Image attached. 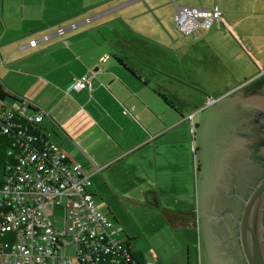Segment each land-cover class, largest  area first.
Returning a JSON list of instances; mask_svg holds the SVG:
<instances>
[{
  "label": "crops",
  "instance_id": "1",
  "mask_svg": "<svg viewBox=\"0 0 264 264\" xmlns=\"http://www.w3.org/2000/svg\"><path fill=\"white\" fill-rule=\"evenodd\" d=\"M178 4L219 6L222 16L230 18L234 32L240 34L239 40L251 42L259 39L257 32L264 34V0H0V88L23 100L25 107L45 110L44 132L63 147L71 160L91 172L94 198L102 194L106 201L105 193L118 186L124 188L132 170L138 168L150 183L148 195L153 194L163 206L176 208L169 209L171 212L184 210L173 205L178 202L175 187L182 185L184 162L177 116H182L184 111L179 108L186 100L182 92L175 90L176 83L167 89L166 81L176 80L178 67L183 64L182 51L195 45L204 32L195 35V41L169 40L166 45L161 39L150 44L142 37L137 43L129 38L136 31L134 22L141 18L143 25L152 23L156 32H169ZM132 7L135 11L130 10ZM74 23H78L76 27L67 28L63 35L28 45L33 39ZM202 39L205 49L201 60L204 66L211 65L209 51L217 50L207 36ZM167 48H173L169 57ZM217 58L224 64L221 56ZM258 64L261 68L244 81L236 77L232 88L260 73L264 65ZM85 76L91 87L73 89ZM231 77L229 74L228 79ZM195 147L194 140L190 153L193 161ZM95 167L100 170L95 171ZM152 168L155 174H151ZM166 174L171 177L173 199L167 204L155 184H160L161 176L164 179ZM191 183L192 198L197 202L193 173ZM195 201L185 210L192 211Z\"/></svg>",
  "mask_w": 264,
  "mask_h": 264
},
{
  "label": "built area",
  "instance_id": "2",
  "mask_svg": "<svg viewBox=\"0 0 264 264\" xmlns=\"http://www.w3.org/2000/svg\"><path fill=\"white\" fill-rule=\"evenodd\" d=\"M175 19L180 31L195 34L198 28L208 30L220 23L222 11L217 5H179ZM77 24L28 45L63 35ZM86 86L91 87L87 76L72 88ZM45 116L41 108L28 112L25 106L4 105L0 100V127L4 133H13L19 147L17 163L0 188V264H118L120 260L132 264L130 247L120 236L122 227H115L99 209L90 190L91 172L71 160L58 143L49 139L44 144L27 132L28 125L42 124Z\"/></svg>",
  "mask_w": 264,
  "mask_h": 264
},
{
  "label": "rangeland",
  "instance_id": "3",
  "mask_svg": "<svg viewBox=\"0 0 264 264\" xmlns=\"http://www.w3.org/2000/svg\"><path fill=\"white\" fill-rule=\"evenodd\" d=\"M130 10L135 11V7ZM229 19L222 16V21L220 23L216 22L210 29L198 28L195 34H186L179 30L176 19L169 23L173 28H169V32H161V30L156 32L152 23L145 22L143 25L141 23L143 19L141 18L134 22L133 27H135L136 31L132 33L134 36L130 35L129 37L136 40V43L142 37L150 44L151 42L155 43L157 39H161L166 45L170 42L169 40L174 43L179 41H184L183 43H185L186 39L192 41V39H195V35L200 36L201 32H204L203 36H207L209 44L217 50L215 53L209 51L211 65L207 63V66H204L205 61L201 60L202 52L205 49L202 44L204 41L202 39L203 36L199 37L197 43L194 42L195 45L186 46L184 51H182V55L180 53L183 57V64L178 67L179 75L175 77L177 81H170L169 78L166 81L167 89H171L170 85L172 82L176 83L178 88L175 90L182 92L186 100L185 105L184 103L182 104L184 107L179 108L184 111L185 116H177V125H181L180 131L183 139L182 157L184 162L182 185L175 187L177 198L175 201L178 202L173 205V207H183L180 209L184 210L186 207L192 208L193 201H195L192 198V173L194 174L197 187L196 160L193 161L190 154L193 141L195 140L193 118L197 114L195 113L197 107L205 106L208 101L219 98L222 92L229 88L231 89L235 85L236 77L240 81H244L254 71L257 72L261 68L258 62L264 65V37H262L264 34L257 32L255 35L260 36L259 39L257 38L251 42H246L244 39L239 40L237 35L240 36V34L234 32L236 30ZM172 49H166L168 57ZM173 50L175 51V48ZM153 51L155 54L157 53L156 50ZM135 53L138 54L137 51ZM218 55L221 56L224 64L219 62ZM200 63H203V66H200ZM209 66L211 69L214 67L218 69L212 71L208 69ZM222 68L225 70L221 71ZM215 74L217 75L215 76ZM229 74L232 76L230 80L228 79ZM190 114L193 118L190 117ZM49 121L53 122L50 118ZM167 137L169 138V136ZM144 164L147 166V161ZM150 172L155 174L156 169L152 168ZM146 177V174H143L138 168L137 170H132L124 188L118 186L116 190L106 192V197L108 195L106 201H103L105 198L103 199L104 195L102 194H98L95 197L99 203V209L110 217L115 227L122 226L124 228L120 236L127 240L130 239L131 245L136 250L144 253L152 264H185L187 258L190 260V264H197V254L199 252L197 229L190 227L174 228L175 226L169 223L164 213L167 211L171 212L169 209L174 210L176 208L163 206L158 203L153 194L149 192L148 195L146 193V190L150 189L148 187L150 183L146 182ZM165 181L167 184H165ZM169 182H171V177L166 174L164 179L161 176L160 184L155 183L156 188L159 186V193L166 204L173 203L172 189H170ZM123 195H128L135 199L130 200ZM154 201L157 204H154ZM60 219L61 211L58 209V223L61 222Z\"/></svg>",
  "mask_w": 264,
  "mask_h": 264
},
{
  "label": "flooded vegetation",
  "instance_id": "4",
  "mask_svg": "<svg viewBox=\"0 0 264 264\" xmlns=\"http://www.w3.org/2000/svg\"><path fill=\"white\" fill-rule=\"evenodd\" d=\"M203 113L201 109L194 118L198 193L192 211L196 209L197 214L169 219V223L199 230L197 264H248L239 220L247 195L264 177L260 151L263 120L255 109L244 112L239 122L228 112H215L218 117L213 118H204ZM238 124L240 135L234 137ZM223 130L227 136L219 135ZM238 143L251 147L236 154L233 149ZM185 264H190L188 258Z\"/></svg>",
  "mask_w": 264,
  "mask_h": 264
},
{
  "label": "water",
  "instance_id": "5",
  "mask_svg": "<svg viewBox=\"0 0 264 264\" xmlns=\"http://www.w3.org/2000/svg\"><path fill=\"white\" fill-rule=\"evenodd\" d=\"M201 109L204 111V118L218 117L215 112L220 113L222 111L224 113L228 112L234 119L236 118L237 122H239L240 116L244 112L257 110L259 112L258 118L263 120L260 129L262 135L260 151L263 155L261 164H264V69L243 84L210 101ZM201 109L195 113L201 111ZM233 118L230 119L234 120ZM236 127L234 137H239L241 124L236 125ZM225 133L223 130L219 135L224 137ZM245 147L250 148L251 146L238 143L233 150L238 154ZM247 196L239 220L241 243L248 264H264V225L262 221L264 219V177ZM196 212L195 209L194 211L185 210V212L167 211L164 214L167 219H184L186 216L196 215Z\"/></svg>",
  "mask_w": 264,
  "mask_h": 264
},
{
  "label": "trees",
  "instance_id": "6",
  "mask_svg": "<svg viewBox=\"0 0 264 264\" xmlns=\"http://www.w3.org/2000/svg\"><path fill=\"white\" fill-rule=\"evenodd\" d=\"M163 99H165L169 104L173 105V103L168 100L166 96L163 95ZM0 100L4 105L14 106L15 104L21 105L23 108V100L18 98L17 96H13L5 90L0 88ZM10 100V101H8ZM176 108V105H173ZM28 112H36L38 108L30 106L26 107ZM182 116H185L182 114ZM26 125V124H25ZM27 132L32 133L37 141L46 143L45 140H49V136L44 132L42 124H33L27 126ZM51 140V139H50ZM16 140L13 138V133H4L2 128L0 127V188L4 185L5 178L9 175L11 169L16 165L17 158L16 153L19 152V147L16 144ZM130 239H123L125 244L128 245L129 253L131 255V263L132 264H148L149 260L146 255L138 250H136L130 243ZM125 249V248H124ZM121 262V260H120ZM118 264H124V263ZM126 264H129L128 262Z\"/></svg>",
  "mask_w": 264,
  "mask_h": 264
}]
</instances>
